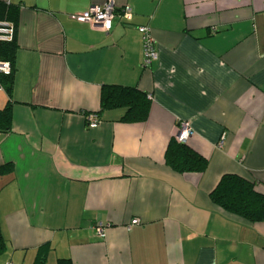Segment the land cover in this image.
<instances>
[{
	"label": "crops",
	"instance_id": "1",
	"mask_svg": "<svg viewBox=\"0 0 264 264\" xmlns=\"http://www.w3.org/2000/svg\"><path fill=\"white\" fill-rule=\"evenodd\" d=\"M109 1L131 21L105 32L71 18ZM0 2L18 11L10 96L0 88V264H264V222L209 197L226 174L264 194V0ZM107 86L145 94L147 119L101 111ZM181 122L202 173L165 163Z\"/></svg>",
	"mask_w": 264,
	"mask_h": 264
},
{
	"label": "trees",
	"instance_id": "2",
	"mask_svg": "<svg viewBox=\"0 0 264 264\" xmlns=\"http://www.w3.org/2000/svg\"><path fill=\"white\" fill-rule=\"evenodd\" d=\"M18 11L15 6L0 2V22L14 26ZM15 34V29H14ZM15 39L0 41V61L9 62L10 75L0 74V88L10 96L14 57ZM123 108L125 113L120 119L126 123L143 122L148 117L149 102L146 95L134 88L107 86L102 91L101 111ZM100 113V112H99ZM11 113L8 105L0 109V133L10 130ZM165 163L177 173H202L208 161L191 149L186 143L171 138L166 151ZM210 200L224 211L239 216L250 223L264 222V194L255 190V183L238 175H223L216 187L209 194ZM4 250V240L0 233V254ZM42 250V248H41ZM43 257L38 259L43 262ZM59 264H70L68 260H60Z\"/></svg>",
	"mask_w": 264,
	"mask_h": 264
},
{
	"label": "built area",
	"instance_id": "3",
	"mask_svg": "<svg viewBox=\"0 0 264 264\" xmlns=\"http://www.w3.org/2000/svg\"><path fill=\"white\" fill-rule=\"evenodd\" d=\"M133 16V10L130 6L121 7L118 12L112 1L106 2L101 6H92L85 12L73 15L71 18L78 22L90 23L93 26L100 27L103 31L108 32L112 28L115 18H119L124 23H129ZM138 31L142 36L143 53H144V65L148 66L152 62L157 60V52L154 47V40L151 35V31L148 27H139ZM14 36V26L10 23L0 22V41H11ZM11 66L9 62L0 61V74L10 75ZM86 122L88 127H94L98 124L99 120L95 114H88L86 116ZM191 135V130L188 123L181 122L179 125V131L175 138L182 143ZM137 219L130 221V226L138 224ZM105 226L99 224L95 227L97 234L100 237L105 235Z\"/></svg>",
	"mask_w": 264,
	"mask_h": 264
},
{
	"label": "rangeland",
	"instance_id": "4",
	"mask_svg": "<svg viewBox=\"0 0 264 264\" xmlns=\"http://www.w3.org/2000/svg\"><path fill=\"white\" fill-rule=\"evenodd\" d=\"M1 94H2V93L0 92V96H1Z\"/></svg>",
	"mask_w": 264,
	"mask_h": 264
}]
</instances>
